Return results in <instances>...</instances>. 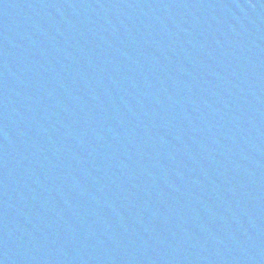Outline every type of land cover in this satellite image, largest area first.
<instances>
[{"label":"water","instance_id":"obj_1","mask_svg":"<svg viewBox=\"0 0 264 264\" xmlns=\"http://www.w3.org/2000/svg\"><path fill=\"white\" fill-rule=\"evenodd\" d=\"M0 264H264V0H0Z\"/></svg>","mask_w":264,"mask_h":264}]
</instances>
